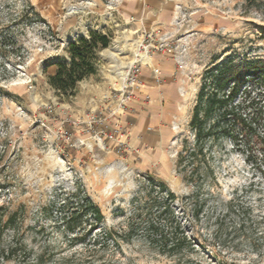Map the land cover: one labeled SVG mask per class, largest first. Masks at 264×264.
<instances>
[{"label":"rangeland","instance_id":"1","mask_svg":"<svg viewBox=\"0 0 264 264\" xmlns=\"http://www.w3.org/2000/svg\"><path fill=\"white\" fill-rule=\"evenodd\" d=\"M92 31L109 46L93 75L59 95L49 65L68 62V44ZM230 55L264 57V0H0V264H264V174L228 141L176 167L193 141L201 74ZM118 72L136 76L132 94ZM149 176L176 196L170 209L193 248L161 254L139 227L123 240ZM73 193L103 219L69 247L60 219ZM105 232L117 244L93 246Z\"/></svg>","mask_w":264,"mask_h":264},{"label":"trees","instance_id":"2","mask_svg":"<svg viewBox=\"0 0 264 264\" xmlns=\"http://www.w3.org/2000/svg\"><path fill=\"white\" fill-rule=\"evenodd\" d=\"M109 44L110 36L95 31L88 37L69 43L66 48L68 62L58 61L49 65L55 70L53 74L46 75L47 84L59 95L71 94L79 82L95 73L96 56ZM188 127L193 141L191 147L190 143L183 141L177 155V169L186 170L194 159L204 160L214 145L228 141L232 150L239 152L248 165L264 174V57L235 60L230 55L219 62L214 59L201 74ZM146 181L148 189L144 208L147 211L154 208L156 217L153 219L149 214L142 218L144 208L136 207L123 240L130 241L138 234L139 227L144 239L156 245L161 254L171 256L185 248H193L194 241L188 237L185 227L174 221L176 216L170 209L177 199L174 193L164 182L153 177L149 176ZM238 203L237 198L232 201L230 210H237ZM61 207L66 208L60 221L69 247L86 245L94 233L101 230L98 227L103 219L101 211L89 196L73 193L62 200ZM6 222L11 224L12 218ZM244 225L243 219L238 227ZM102 241L104 244L108 241L117 244L118 239L115 233L105 232L95 237L92 244L101 245ZM6 252L11 254L12 247Z\"/></svg>","mask_w":264,"mask_h":264},{"label":"built area","instance_id":"3","mask_svg":"<svg viewBox=\"0 0 264 264\" xmlns=\"http://www.w3.org/2000/svg\"><path fill=\"white\" fill-rule=\"evenodd\" d=\"M153 72L156 76L159 75L158 69H154ZM128 76H129V72H128ZM128 76L126 77V79L129 78L128 84H126L124 87L126 89L130 88L129 94H132V91L134 90V88H136L138 86V83H137L136 76L134 74L130 75V77H128ZM127 99H129V96L127 97ZM109 137L112 138V136H109Z\"/></svg>","mask_w":264,"mask_h":264},{"label":"bare ground","instance_id":"4","mask_svg":"<svg viewBox=\"0 0 264 264\" xmlns=\"http://www.w3.org/2000/svg\"><path fill=\"white\" fill-rule=\"evenodd\" d=\"M70 12H71V11H69V13H70ZM137 56H140V58H141L144 62H148V61H149L148 58L145 56V53H144V54L137 53ZM142 60H141V61H142ZM117 78H118L119 82H120L121 85H122L123 81L126 79V73H125V74H122L121 72H118V73H117Z\"/></svg>","mask_w":264,"mask_h":264},{"label":"crops","instance_id":"5","mask_svg":"<svg viewBox=\"0 0 264 264\" xmlns=\"http://www.w3.org/2000/svg\"><path fill=\"white\" fill-rule=\"evenodd\" d=\"M54 70H55V67L54 66H52V67H50V71H49V74H53L54 73ZM157 89V88H156ZM173 89V88H172ZM175 89V88H174ZM160 89H158V94L159 95H162V92L161 91H159ZM155 122H157L158 120H159V118L158 117H154V119H153ZM155 137H157V136H155ZM148 140H150V138L148 137Z\"/></svg>","mask_w":264,"mask_h":264}]
</instances>
